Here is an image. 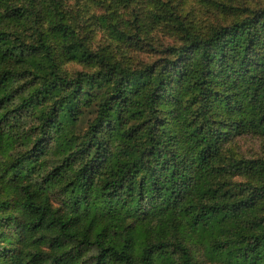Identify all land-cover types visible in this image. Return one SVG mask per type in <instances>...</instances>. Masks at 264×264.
<instances>
[{
  "label": "clouds",
  "instance_id": "obj_1",
  "mask_svg": "<svg viewBox=\"0 0 264 264\" xmlns=\"http://www.w3.org/2000/svg\"><path fill=\"white\" fill-rule=\"evenodd\" d=\"M16 7L28 19L29 31L17 32L21 42L51 45L37 85L50 95L38 108L11 113L31 96L30 86L0 109V143L20 160L13 181L0 153V233L10 236L0 238V264H264V244L253 251L264 226L251 211L264 217V0L4 5ZM55 24L66 27L67 38L49 32ZM70 64L79 70L67 71ZM73 93L79 103L69 116L57 102ZM249 143L256 147L242 148ZM116 162L135 164L137 184L144 178L146 186L142 196L126 197L127 206L95 208L108 229L101 235L73 204L84 200L82 184L95 181L98 193L127 171L115 172ZM188 177L209 179L216 193L203 203L214 204L217 215L197 227L191 219L200 209L186 214V186L177 183ZM44 202L49 223H57L32 230L34 209ZM8 204L14 207L5 210ZM8 216L19 217L21 228L3 226ZM221 221L231 231L218 233ZM4 247L15 251L5 258Z\"/></svg>",
  "mask_w": 264,
  "mask_h": 264
},
{
  "label": "trees",
  "instance_id": "obj_2",
  "mask_svg": "<svg viewBox=\"0 0 264 264\" xmlns=\"http://www.w3.org/2000/svg\"><path fill=\"white\" fill-rule=\"evenodd\" d=\"M5 4H8V0H0V109L12 104L15 100L21 99L24 90L29 89L31 86V96L22 99L15 108L11 109V113H21L22 110L28 105L38 108L42 104L48 102L50 95L49 90L46 88L37 87V85L43 78L42 74L44 73L46 67L43 60L46 58L45 54L51 45L41 43L39 41L32 44L21 42V35L26 33V30L24 29L28 28V19L26 17L25 10L19 7L5 10ZM8 29H15V31H10ZM17 32L21 33V35H17ZM49 32L53 34L61 32L64 34V38H67L68 35V31L63 24H55L50 26ZM28 39H31V37H28ZM20 81H23V83H20ZM111 99L116 100L117 96H113ZM57 103L61 104L62 109L66 107L69 116H71L72 109L77 103H79V101L76 98V94L73 93L71 98L65 97L62 101H58ZM55 110L56 109L54 106L53 111ZM37 143H39V141H37ZM13 151V149L6 146V141L0 143V153L7 155L9 161L8 170L12 172V180L14 181L17 179V171H15V169L20 163V160L12 159ZM31 151H35V148H33ZM27 156L28 153H25V157ZM25 157H21L20 159L22 160ZM124 168H127V171L119 175L117 180L104 183L99 189L98 193L95 191V181H93L91 187L89 188H85L82 184L80 186V194L84 197V200L81 201L80 196H77L73 204L74 208L76 204H80L82 210L88 214V219L90 221L89 228H91L93 225H95L97 228H101V235L105 234L108 229L106 227H102L104 223L103 220L99 222L97 221V215L95 212L96 207L99 206L101 208H111L113 203L121 202L124 204V206H127L128 199H126V197L132 195L142 196L144 193L146 179H140L139 184H137L138 174H133V168H135V164H133L131 168H128L127 164L116 162L114 171L119 173ZM22 172L23 170L21 169V173ZM173 176H175V173H173ZM189 180L193 181V183L189 184ZM177 183H183L186 186L185 191L188 193L184 201L188 204V207L185 209L186 214L192 215L189 209H196L197 207L200 209L195 215H192L191 224L193 227L204 224L206 219L211 220L217 215V212L214 210V204L203 203V201L208 199L210 196L214 198L216 195V193L210 187L211 182L209 179L203 178L197 183L195 177H188L184 181H177ZM68 189L75 192V189L72 185H69ZM138 189L139 191H137ZM179 190L180 189L177 188V191ZM4 194L5 193L3 190H0V197H2ZM173 196H175V193H173ZM93 200L96 203L90 204V202ZM197 200L201 202L199 205H197ZM0 207H5V204H0ZM12 207L14 206L8 204L5 210H8ZM251 211H253L256 215L257 227L264 226V217L260 216V214L254 209ZM34 214L38 217V220L32 225V230H52L57 223L55 219H52L51 223H49L46 202L42 203L39 207H36L34 209ZM111 218V212L105 214V219ZM74 219H79V216L74 217ZM71 222L72 221L69 220L68 223ZM13 224L17 229L21 228L22 226V222L20 221L19 217L8 216L3 221V226L5 227H9ZM67 228L68 224H64L61 231ZM216 231L218 233L228 232L231 231V227L221 221L216 224ZM200 237L201 239L206 240L209 238V234L202 232ZM0 238H2L4 242H8L10 240V236L3 233H0ZM41 239L43 240L44 237H41ZM247 239H250V237H242V240ZM142 240L143 235H138L137 242L139 243ZM256 240L257 245L253 251L258 250L261 245L264 244V241H261L260 237H256ZM2 251L5 255V258H7V254L15 251V249L12 247H4ZM227 255H231V253L228 252ZM245 255H247V252ZM257 259H259V257Z\"/></svg>",
  "mask_w": 264,
  "mask_h": 264
},
{
  "label": "rangeland",
  "instance_id": "obj_3",
  "mask_svg": "<svg viewBox=\"0 0 264 264\" xmlns=\"http://www.w3.org/2000/svg\"><path fill=\"white\" fill-rule=\"evenodd\" d=\"M13 2L20 3V0H8V4H11ZM24 30H26L25 31L26 33L29 31L28 28H25ZM79 67H80L79 65L70 64L67 67V71H69V72L78 71L79 70ZM254 147H256V145L255 144H252V143H249L247 145H242V148H245V150H249V149H252Z\"/></svg>",
  "mask_w": 264,
  "mask_h": 264
}]
</instances>
